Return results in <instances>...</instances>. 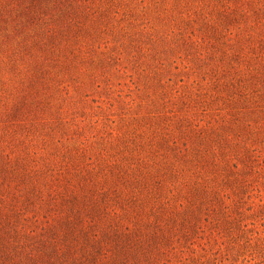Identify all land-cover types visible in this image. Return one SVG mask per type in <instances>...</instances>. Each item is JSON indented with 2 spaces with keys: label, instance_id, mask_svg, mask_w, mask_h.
Masks as SVG:
<instances>
[{
  "label": "rangeland",
  "instance_id": "374dc122",
  "mask_svg": "<svg viewBox=\"0 0 264 264\" xmlns=\"http://www.w3.org/2000/svg\"><path fill=\"white\" fill-rule=\"evenodd\" d=\"M82 260L264 264V0H0V264Z\"/></svg>",
  "mask_w": 264,
  "mask_h": 264
},
{
  "label": "trees",
  "instance_id": "16d2710c",
  "mask_svg": "<svg viewBox=\"0 0 264 264\" xmlns=\"http://www.w3.org/2000/svg\"><path fill=\"white\" fill-rule=\"evenodd\" d=\"M97 241H98V243H100L99 240H97ZM98 250H99V249H98ZM95 257H96V256L94 255V258H95ZM82 263H83V264H86L85 261H83V260H82Z\"/></svg>",
  "mask_w": 264,
  "mask_h": 264
}]
</instances>
